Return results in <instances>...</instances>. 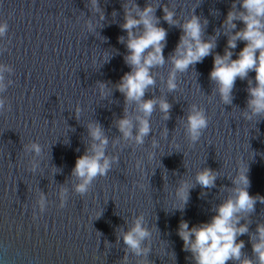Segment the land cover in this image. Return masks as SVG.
<instances>
[{
	"label": "water",
	"instance_id": "1",
	"mask_svg": "<svg viewBox=\"0 0 264 264\" xmlns=\"http://www.w3.org/2000/svg\"><path fill=\"white\" fill-rule=\"evenodd\" d=\"M126 2L98 0L104 15L99 20L88 0H0V22L8 25L0 38V64L12 69L4 73L5 83L13 82L0 94L7 109L0 111V264H122L125 256L128 264H194L191 254L182 250L178 225L182 220L190 228L208 222L231 195L238 166L248 169V194L264 197V117L246 121L241 115L248 110L247 89L249 81L255 86V72L235 80L229 104L220 102L209 79L213 55L222 56L226 48L228 36L221 25L234 0H135L141 9L153 4L157 26L166 30L165 63L150 69L154 84L142 99H163L170 105L167 119L154 106L150 132L140 146L123 139L116 127L125 111L129 118L139 114L136 104L126 103L116 88L131 70L124 61L126 45L118 39H127L120 27ZM161 5L175 13L177 25L162 19ZM191 14L207 20L201 39L214 37L215 47L178 73L177 88L167 91L168 58L183 34L179 23ZM86 22L93 24L92 31L85 28ZM233 23V32L243 27L240 21ZM244 46L238 40L236 48L229 49L231 59ZM99 84L105 85L103 96ZM193 104L208 120L194 144L183 127ZM90 123L98 124L108 141L105 155L117 159L104 177H96L79 195L73 190L78 181L72 169L93 143ZM135 123L133 119V135ZM153 141L156 148L151 147ZM31 142L41 146L38 157L23 151ZM30 160L38 163L32 172ZM205 168L217 173L213 187L195 182L196 172ZM182 181L192 187L181 211L175 190ZM60 189L67 194L63 208L57 198ZM37 194L46 198L43 213L36 207ZM139 215L151 233L141 242V248L149 249L145 256L135 255L120 238ZM240 224L248 228L237 237L244 243L241 258L256 264L250 237L264 224V203L257 201Z\"/></svg>",
	"mask_w": 264,
	"mask_h": 264
},
{
	"label": "clouds",
	"instance_id": "2",
	"mask_svg": "<svg viewBox=\"0 0 264 264\" xmlns=\"http://www.w3.org/2000/svg\"><path fill=\"white\" fill-rule=\"evenodd\" d=\"M199 3V2H198ZM239 4V10L236 5ZM87 6L97 14L99 20L104 19V15L98 7V0H88ZM124 16L121 29L126 32L127 39L119 37V42L125 43L128 54L124 61L130 67V71L125 73L116 88L123 94L126 103L134 102L136 111L139 113L134 118H129L127 111L125 116L116 121L117 130L122 138L131 141L135 146L143 145L144 137L150 132L149 117L154 106H158L162 113V119L168 118L170 105L164 101L149 99L143 100L145 90L154 84L150 69L155 66H162L165 63L162 55L166 30L158 27L159 20L155 17V7L153 4H146L143 9L139 8L135 0H127L122 5ZM163 11L162 19L169 25H177L174 19L175 13L169 7L161 5ZM115 13H113L114 15ZM233 21H240L243 27L236 29ZM207 20L191 14L179 27L182 35L179 38L174 54L168 58L170 68L167 78L164 80L165 89L173 91L177 88L176 77L178 73H183L196 62L201 61L210 54L215 47V38L207 41L201 39L203 26ZM8 25L0 22V38L7 30ZM221 27L224 28L228 36L224 54L213 55V64L209 72V79L216 85V93L223 104L231 103L232 88L237 78L245 79L249 71L255 72L254 81H249L247 111L242 113L246 121H251L254 117H264V0H234L231 9L227 12ZM85 28L93 30V24L86 22ZM137 29H142L137 32ZM219 34V33H217ZM245 42V46L239 51L236 59H231L233 53L229 49L236 48L237 41ZM150 49V50H149ZM146 50H149L146 52ZM2 51V49H0ZM12 69L4 64H0V94L8 85L13 82L8 80L5 83L4 73L11 74ZM101 96L105 94V85L99 84ZM6 102L0 98V111H5ZM79 115V107L75 109ZM133 119L135 120L136 134L133 135ZM208 120L204 110L195 104L190 106L189 112L184 119L183 127L185 135L190 143H196L202 131L207 127ZM88 132L93 143L89 145L85 154L75 160L72 175L77 179L74 185V192L83 195L88 191L92 181L96 177H104L116 162V157L111 158L105 155V146L108 141L104 137L98 124H88ZM152 148H156V141L152 142ZM23 151L32 153L34 157L41 154V146L36 142L23 145ZM152 158V153H148V159ZM28 171H35L38 163L35 160L29 161ZM137 161L135 167H139ZM246 165L238 166L236 175L232 180L234 187L231 195L220 203L215 209V215L206 223L189 227L186 221H181L177 228V236L182 241V250L191 254L194 264H226L227 261H239V264H253L247 258H241V249L244 247L243 241H237V237L248 232L246 224H240L242 216L250 213L254 209L257 201L264 203V197L259 195L250 196L247 188L250 185ZM217 173L205 168L197 171L195 182L202 188L214 186ZM143 187L142 185H138ZM192 187L188 182H180L175 190V197L178 200L176 205L178 210H183V206L188 201L189 190ZM66 190L60 189L57 192L59 207L63 208L66 200ZM46 198L37 194L36 207L40 213L45 211ZM97 214L96 218L99 217ZM35 218V215L34 217ZM142 215L137 216L127 232L122 233L121 239L127 248L137 256H145L149 251L148 247L141 248V242L151 236L150 231L144 226ZM251 244L252 253L255 256L256 264H264V224H258ZM122 264H128L127 256L122 260ZM138 264H145L144 260Z\"/></svg>",
	"mask_w": 264,
	"mask_h": 264
}]
</instances>
